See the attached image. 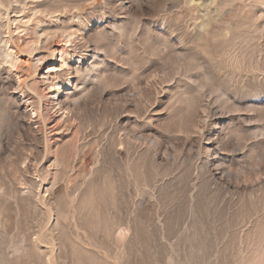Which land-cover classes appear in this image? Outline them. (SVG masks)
<instances>
[{
    "label": "rangeland",
    "instance_id": "1",
    "mask_svg": "<svg viewBox=\"0 0 264 264\" xmlns=\"http://www.w3.org/2000/svg\"><path fill=\"white\" fill-rule=\"evenodd\" d=\"M0 264H264V0H0Z\"/></svg>",
    "mask_w": 264,
    "mask_h": 264
},
{
    "label": "bare ground",
    "instance_id": "2",
    "mask_svg": "<svg viewBox=\"0 0 264 264\" xmlns=\"http://www.w3.org/2000/svg\"><path fill=\"white\" fill-rule=\"evenodd\" d=\"M43 42H44L43 44L46 45V47L52 44V43H51L52 41H51V40H48V39L44 40ZM43 44H42V45H43ZM46 47H45V48H46ZM51 50L53 51L54 54L58 53V48H57V49H56V48H53V49H51ZM60 52L63 54V53H64V50H63V49H60ZM14 53H15V52H14ZM7 55H11V53H8ZM10 58H12V57H10ZM13 58H14V57H13ZM61 63H62V62H61ZM53 68H54V67H53ZM47 72H48V71H47ZM47 74H48V73H47ZM46 76H47V75H46ZM53 81H54V80H53ZM58 85H59V83H57V82H56V83H53V84L50 86V89H51V90H55V93H57L59 89H56L55 86H58ZM46 87H47V86H46ZM50 89H49V90H50ZM53 93H54V92H53ZM52 98H53V99L56 98V95H55V94H52ZM59 142H60V141H59ZM56 145H57V144H56Z\"/></svg>",
    "mask_w": 264,
    "mask_h": 264
}]
</instances>
